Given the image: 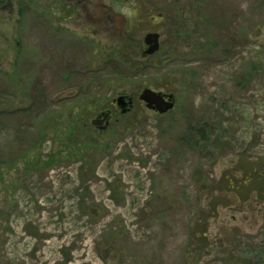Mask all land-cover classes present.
I'll return each mask as SVG.
<instances>
[{"label":"rangeland","instance_id":"obj_1","mask_svg":"<svg viewBox=\"0 0 264 264\" xmlns=\"http://www.w3.org/2000/svg\"><path fill=\"white\" fill-rule=\"evenodd\" d=\"M1 5L0 264H264V0Z\"/></svg>","mask_w":264,"mask_h":264},{"label":"water","instance_id":"obj_2","mask_svg":"<svg viewBox=\"0 0 264 264\" xmlns=\"http://www.w3.org/2000/svg\"><path fill=\"white\" fill-rule=\"evenodd\" d=\"M144 43L146 48L142 51L143 56H150L155 54L160 49V34L157 32H150L144 37ZM139 99L143 101L147 108L156 110L161 114L167 113L174 108L175 98L172 94L166 95L161 92H156L150 88H145L139 95ZM133 98L127 99L125 95H120L117 99V105L121 108V113L126 114L132 106ZM98 116L97 119L92 121V125L98 126L99 129H104L106 126H102L104 122H108L110 112Z\"/></svg>","mask_w":264,"mask_h":264},{"label":"flooded vegetation","instance_id":"obj_3","mask_svg":"<svg viewBox=\"0 0 264 264\" xmlns=\"http://www.w3.org/2000/svg\"><path fill=\"white\" fill-rule=\"evenodd\" d=\"M68 2L70 3H76V4H79L82 2V0H67ZM2 0H0V8L2 7ZM132 105H133V101H132Z\"/></svg>","mask_w":264,"mask_h":264}]
</instances>
